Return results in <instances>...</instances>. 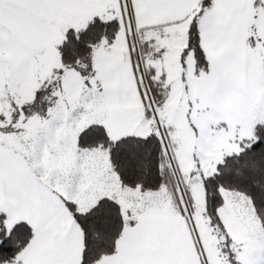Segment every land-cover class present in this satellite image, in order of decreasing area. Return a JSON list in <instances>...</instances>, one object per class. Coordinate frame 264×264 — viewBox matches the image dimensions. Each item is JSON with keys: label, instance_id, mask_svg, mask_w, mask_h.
<instances>
[{"label": "snow or ice", "instance_id": "1", "mask_svg": "<svg viewBox=\"0 0 264 264\" xmlns=\"http://www.w3.org/2000/svg\"><path fill=\"white\" fill-rule=\"evenodd\" d=\"M0 264H264V0H0Z\"/></svg>", "mask_w": 264, "mask_h": 264}]
</instances>
